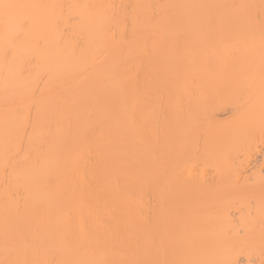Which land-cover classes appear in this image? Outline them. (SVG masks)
<instances>
[{
  "label": "bare ground",
  "instance_id": "obj_1",
  "mask_svg": "<svg viewBox=\"0 0 264 264\" xmlns=\"http://www.w3.org/2000/svg\"><path fill=\"white\" fill-rule=\"evenodd\" d=\"M0 264H264V0H0Z\"/></svg>",
  "mask_w": 264,
  "mask_h": 264
},
{
  "label": "rangeland",
  "instance_id": "obj_2",
  "mask_svg": "<svg viewBox=\"0 0 264 264\" xmlns=\"http://www.w3.org/2000/svg\"><path fill=\"white\" fill-rule=\"evenodd\" d=\"M228 110H230V109L225 110V112L228 111ZM225 112H224V110H223V112L220 111L221 114H218V116L220 115V117H221L220 119H222L223 116H224L223 119H225V117H226V118L228 117L229 111L226 112L227 114H226ZM230 112H231V111H230ZM222 113H223V114H222ZM225 115H227V116H225Z\"/></svg>",
  "mask_w": 264,
  "mask_h": 264
}]
</instances>
